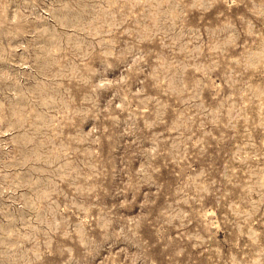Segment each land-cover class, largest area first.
Masks as SVG:
<instances>
[{"label":"clouds","instance_id":"1","mask_svg":"<svg viewBox=\"0 0 264 264\" xmlns=\"http://www.w3.org/2000/svg\"><path fill=\"white\" fill-rule=\"evenodd\" d=\"M56 24L18 65L41 87L0 74V198L32 211L0 226V264H264V0H97Z\"/></svg>","mask_w":264,"mask_h":264},{"label":"rangeland","instance_id":"2","mask_svg":"<svg viewBox=\"0 0 264 264\" xmlns=\"http://www.w3.org/2000/svg\"><path fill=\"white\" fill-rule=\"evenodd\" d=\"M65 3L68 4L67 9L62 7ZM96 3L97 0H35V4L32 0H0V42H2L5 48L10 40L13 46H16L18 43H25L29 48L28 53H25L23 49H19L14 56L4 53L3 58H0V74H18V78H21L22 87L29 91L41 87V74L47 72V67L41 64L35 71L21 70L18 67L21 57L36 55L38 49L52 46L50 37L44 35L40 30H52L56 28L57 32H59L60 30L56 24L58 17L62 18L66 15L70 21L88 23L92 19L93 6ZM43 8H50L53 11L51 14H44L41 12ZM215 11L213 9L209 13L210 20L215 15ZM9 33L15 34L16 39L13 40ZM55 55L59 58L62 56V53L57 50ZM235 59L237 57H230V60ZM60 66H64L63 59H60ZM222 72L223 68H218L216 74L212 77L221 89L224 88V82L217 79V76L221 75ZM191 73L192 70L190 69L189 76H191ZM14 87L10 82H0V100L5 102L13 101L12 89ZM205 95L207 96V93ZM85 130H88L87 126ZM17 154L16 151L12 153V155ZM8 157V152L0 150V163L7 160ZM19 174L26 176L28 173L25 170H21ZM21 195L30 196L31 193L27 189H21L14 199L20 200ZM23 203V200H20L19 203H13L6 197L0 198V226L10 228L14 224L18 228L21 227L20 221L27 220L32 215L30 208L21 206ZM154 251H158V249ZM102 255L106 258L102 264H113L108 252L102 253ZM110 255L115 257L114 264H123L124 253L120 251L119 247L113 246L110 249ZM43 264H62V262L58 256H47Z\"/></svg>","mask_w":264,"mask_h":264}]
</instances>
